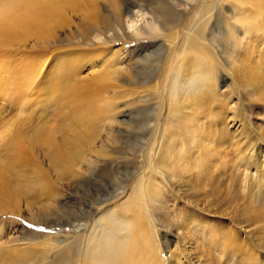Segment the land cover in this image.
<instances>
[{
	"label": "bare ground",
	"instance_id": "1",
	"mask_svg": "<svg viewBox=\"0 0 264 264\" xmlns=\"http://www.w3.org/2000/svg\"><path fill=\"white\" fill-rule=\"evenodd\" d=\"M252 108L264 0H0V264H264Z\"/></svg>",
	"mask_w": 264,
	"mask_h": 264
},
{
	"label": "rangeland",
	"instance_id": "2",
	"mask_svg": "<svg viewBox=\"0 0 264 264\" xmlns=\"http://www.w3.org/2000/svg\"><path fill=\"white\" fill-rule=\"evenodd\" d=\"M133 46V44H130L129 46H128V48H131ZM263 115H264V111L263 110H261V109H255V108H252V110H251V112H250V119H251V122L254 124V125H256V126H259L260 125V123H262L263 122ZM65 188V189H64ZM63 189L64 190H62V196H63V198L65 197V196H68V193H70L71 194V196H70V198H69V200H66V199H63V198H59L58 200H59V202H60V205H61V207H63L64 206V208H69V206L70 207H74V204L76 205V203H77V201L75 200H73V190H74V186L72 187L71 186V188L70 187H64ZM73 191V192H72ZM122 198V196H120V199ZM175 205L176 204H173V203H167V204H165V207L166 208H170V209H174L175 208ZM4 222V221H3ZM11 224L12 223H4V225H3V228L7 231V233L10 231V226H11ZM24 224V227L26 228V229H29V230H33V231H36V230H40L41 228L40 227H35V226H29V225H27L26 223H23ZM27 225V226H26ZM65 231L66 232H69V230L68 229H65Z\"/></svg>",
	"mask_w": 264,
	"mask_h": 264
}]
</instances>
